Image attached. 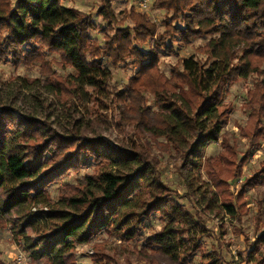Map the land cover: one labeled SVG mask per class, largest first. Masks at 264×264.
Segmentation results:
<instances>
[{"label": "trees", "instance_id": "obj_1", "mask_svg": "<svg viewBox=\"0 0 264 264\" xmlns=\"http://www.w3.org/2000/svg\"><path fill=\"white\" fill-rule=\"evenodd\" d=\"M63 1L0 0V62L37 65L60 103L88 96L98 110L111 95L120 128L130 126L132 133L127 143L113 142L94 133V122L83 126L72 114L63 134L13 107H0V231L32 262L43 264L108 263L101 254L91 255L89 263L75 256L78 245L100 234L121 242L140 238L138 253L146 264H194L196 254H205L200 241L208 228L201 212L178 199L204 189L206 209L236 218L248 211L245 193L264 186V163L242 176V165L264 138V0H151L150 8L164 12L162 33L134 0L118 14L113 0H98L94 13L105 22L98 28L102 44L91 36L97 28L92 15ZM198 38L208 40L195 48L197 55L180 58L168 75L160 70L161 50L172 53V44L187 46ZM46 54L59 60H45ZM108 62L134 70L121 89L111 87ZM248 78L242 103L247 118L239 127L247 147L239 153L224 130L233 108L225 98L232 84ZM214 142L219 152L205 156ZM165 154L184 194L161 176ZM82 168H89L84 182L60 186L52 201L48 187ZM263 205L264 198L257 202L258 215ZM36 207L41 209L32 211ZM152 215L161 228L143 234L141 221ZM206 254L210 260L203 264H222L220 253ZM239 256L264 264V233Z\"/></svg>", "mask_w": 264, "mask_h": 264}, {"label": "rangeland", "instance_id": "obj_2", "mask_svg": "<svg viewBox=\"0 0 264 264\" xmlns=\"http://www.w3.org/2000/svg\"><path fill=\"white\" fill-rule=\"evenodd\" d=\"M62 3L64 6L73 7L83 13H90L92 15V20L97 28L91 32V36L102 44V33L98 28L105 27V22L94 13L98 6V0H65ZM132 4L133 0H113L112 7L114 12L118 14L131 7ZM143 13H145L151 22L155 23L158 32L162 33L164 30L162 22L165 19L164 12L150 8L149 11ZM127 24L129 23L125 25ZM109 32L108 30L107 33L110 34ZM207 40L208 38H198L191 41L187 46L172 44V53L161 50L162 53L159 57L160 70L168 75L173 65L180 58L197 55L195 48L203 46ZM149 45H152V43L150 42ZM51 58L59 60L53 54H46L45 60ZM106 66L110 70V83L114 89H121L128 78L134 73L131 67L112 65L109 62L106 63ZM52 68L59 75H65L66 73L55 66H52ZM44 78L37 65L26 69L0 62V107H13L24 117L45 121L58 133L63 134L67 133L70 127L71 115L74 114L76 118H81L80 122L83 126L87 122H94L95 124L92 126L95 131L94 133L101 134L113 142L127 143V138L132 133V130L130 126L120 128L121 116L112 101L111 95L103 99L106 103L104 106L99 104L100 109L98 110L90 102L88 96H83L80 102L77 99H73L72 101L60 103L46 89ZM23 79L35 82L25 83ZM250 85V78L232 84L225 98V101L232 103L233 108L229 112V120L224 130L230 133V140L239 153H243L247 147V140L240 136L239 127H243L246 123L247 113L243 109L242 103L245 89ZM95 111L97 113L92 114ZM219 150V142H214L206 148L204 155L216 156ZM263 163L264 138L261 145L251 152L248 161L242 165V176L248 178L253 175ZM161 164V176L164 181L172 189H176L180 194H184L186 192L184 185L172 169L171 160L166 154L162 156ZM89 168H82L76 175H68L63 180L52 183L47 189L51 200L56 201L58 199V188L60 186L66 183L72 184L78 179H80V183H83L82 176L85 172L89 171ZM112 169L114 172L116 171V168ZM236 186L230 187V191L233 194L236 192L234 189ZM203 191L204 189H201L200 193L197 192L190 199H178L189 211L196 209L201 212L204 215L205 224L208 228V235L202 237L200 241L201 247L204 249L203 253L205 252V254L203 256L196 254L194 256V264H203L205 261H209L210 259L207 258L206 253L212 251L221 254L222 264H251L250 262L241 260L239 254L245 256L248 251V244L254 241L257 236L264 233V208L261 211V215H258V208L256 207L257 202L262 201L264 198V186H258L257 190L253 189L245 193L248 211L246 214L238 215L236 218H232L218 209L214 211L206 209L203 205V199H207L208 194L203 193ZM35 209L39 211L41 208L36 207ZM140 228L143 234L148 235L153 230L161 228V221L156 215H152L149 220L141 221ZM236 231H238V234H236ZM186 234L182 237L185 244L188 245L189 239L187 238L188 240H186ZM139 245H141L140 238L130 242H121L115 236L100 234L95 236L91 243L78 245L75 250V256L77 261L81 263H89L91 255L101 254L108 257V263L106 264H146L145 260L138 253ZM19 255L24 259L21 264L44 263L43 259L32 262L30 257L21 250V247L12 241L11 235L0 231V260H3L5 264H18L15 259ZM158 261L161 264H166L164 260L159 259Z\"/></svg>", "mask_w": 264, "mask_h": 264}, {"label": "built area", "instance_id": "obj_3", "mask_svg": "<svg viewBox=\"0 0 264 264\" xmlns=\"http://www.w3.org/2000/svg\"><path fill=\"white\" fill-rule=\"evenodd\" d=\"M150 2L151 0H134L138 10L142 12H147L150 10ZM32 211H35V208H33ZM15 260L18 264H21L24 261L21 255L17 256Z\"/></svg>", "mask_w": 264, "mask_h": 264}]
</instances>
